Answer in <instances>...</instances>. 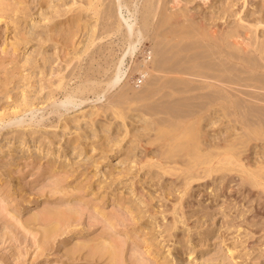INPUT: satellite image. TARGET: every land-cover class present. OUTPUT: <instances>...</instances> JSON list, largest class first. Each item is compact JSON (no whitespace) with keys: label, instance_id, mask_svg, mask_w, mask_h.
<instances>
[{"label":"rangeland","instance_id":"1","mask_svg":"<svg viewBox=\"0 0 264 264\" xmlns=\"http://www.w3.org/2000/svg\"><path fill=\"white\" fill-rule=\"evenodd\" d=\"M179 1L160 0L154 22L188 8L196 20L216 19L244 0ZM262 1L248 0L242 17H259ZM101 2L0 0V264H264V194L226 169L185 185L184 165L170 161L184 158L152 130L169 139L180 129L147 124L142 105L152 99L139 101L138 90L150 76L136 65L151 51L152 30L126 57L121 88L60 103L91 69L104 84L121 54L124 21L117 8L122 31L102 35ZM127 4L138 22L144 0ZM262 149L242 155L249 170Z\"/></svg>","mask_w":264,"mask_h":264},{"label":"bare ground","instance_id":"2","mask_svg":"<svg viewBox=\"0 0 264 264\" xmlns=\"http://www.w3.org/2000/svg\"><path fill=\"white\" fill-rule=\"evenodd\" d=\"M65 1L61 0L62 3ZM171 2L172 8L180 4L179 0ZM159 3L157 0L154 8L152 0H144L136 22L127 0H117V5L114 0H108L106 4L102 0L103 7L98 10L104 20L102 35L122 31L123 23L114 20L117 8L124 21L121 54L104 84H101L103 80L95 81L101 71L91 69L84 74L76 90L63 95L60 103L75 107L82 105L90 92L100 99L110 90L121 88L128 75L126 57L135 54L152 30L150 61H146L148 55H145L136 65L141 78L150 76L138 90V100L152 99L142 105L151 111L144 113L151 118L147 124L180 129V135L169 139L161 137L163 129L152 130L155 139L169 143L168 152L184 158L170 161L184 165L181 171L185 185L199 179L213 182L216 180L213 174L226 169L240 173L238 186L244 188L246 184L264 194V11L259 17L243 18L244 4H248V0H244L223 6L216 19L202 17L196 20L188 8L180 13L163 10L154 22ZM234 6H237L235 10ZM261 6H264V0ZM123 7L130 12L131 20L130 16L122 17ZM231 17H235V21H231ZM61 84L60 79L58 85ZM129 94L125 93L123 97L132 95ZM20 122L15 121V125ZM230 133L234 135L232 140L226 139ZM255 146L263 149L254 162L255 170L251 171L242 163L241 157L252 156L251 150ZM56 152L63 154L60 150ZM233 177H227L225 186L219 190L223 191L227 184L234 182Z\"/></svg>","mask_w":264,"mask_h":264}]
</instances>
